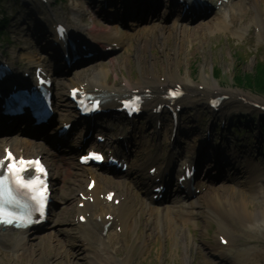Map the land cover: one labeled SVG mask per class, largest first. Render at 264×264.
I'll list each match as a JSON object with an SVG mask.
<instances>
[{
    "label": "rangeland",
    "instance_id": "obj_1",
    "mask_svg": "<svg viewBox=\"0 0 264 264\" xmlns=\"http://www.w3.org/2000/svg\"><path fill=\"white\" fill-rule=\"evenodd\" d=\"M12 1L13 0H2V7L8 11L10 15L12 14L8 27V36L11 38L9 53L10 50H14L16 55L22 59L23 52H26L28 48L34 44V41L29 39V35L26 34L25 31V26L22 24V22L26 21L28 11L24 7H13ZM78 1L81 2L84 7V0ZM252 1L253 0H235L233 2L234 11L232 14H229L235 19L234 22L233 20L229 22L228 19H226L224 23H222L223 21H218L215 23L218 24L216 28L214 25H211L212 16L209 17L206 22L197 23L198 25L194 23L188 24L189 28L187 29L180 28L181 24L177 21L169 22L166 25L158 24L157 26L159 27L153 30L151 29L149 33V29H141L142 31L137 32L136 29H130L129 26L125 29L118 26L119 32L121 34H127L129 41H125L126 43L123 46V51L121 50L117 54L109 56L104 62V65L99 68L108 71L107 82L109 85L115 87H123L126 82H130L131 84L136 83L150 74L160 78V76L168 73L172 74L174 78L185 80L189 85H199L202 83L201 79L205 78L211 84L216 83V86L220 89L237 90L257 102L264 103V96L257 95L245 88H237L232 84L233 78L238 80L239 77L243 79V76H245L244 81L246 78L254 82L255 77L259 78L260 73H264V67H260L261 62H263L264 65V37L255 34V27L254 24H252V18H254L255 14L254 11H258L257 13L259 16H262L264 13V2L262 0H257L260 1V10H257L254 4L252 8ZM85 8H88L87 4ZM86 12L87 13H85L82 18L85 25H101L102 21L98 19V16L93 14L92 11ZM69 15H71L70 11ZM93 22L94 24H92ZM106 27L109 32L113 28L110 26ZM222 27L228 28L227 31L221 32L220 29ZM239 27L242 28L241 34L237 32ZM166 66L170 67L169 71L166 69ZM213 68H216L215 76H217V78L212 77L211 71ZM84 71L85 69L80 73L84 75ZM201 72L203 73L201 74ZM204 73L205 76H203ZM91 74L92 73H88L84 76L81 75L75 79L73 78L69 84L83 81ZM188 78H190L191 82ZM60 94L63 96L62 92ZM59 96L58 101L60 102L57 103V107L64 102L63 97L59 99ZM228 104L231 114L237 113L238 109L248 110V107L252 108L254 105L243 101ZM250 114L248 120L244 119V116L240 118L243 121L241 124L248 125L250 131L256 134L258 130H260V122L258 119L259 117L264 119V111L255 109L252 110ZM232 117L234 119L235 116H231V118ZM182 121H186L189 124L191 123L187 115L182 118ZM141 126L144 127V124H141ZM184 128L185 124L183 123V130ZM200 132H203V129L197 131L198 137L195 139H191V136L185 135L190 139L187 140L188 143L186 145L178 143V145L185 148L184 150L188 152H186L187 155L191 157H193L191 154L195 152L194 148L197 144V140H200ZM148 134L149 131L145 132L147 142L149 139V137H147ZM167 137L168 132L159 134V136L156 137L155 147L161 146L163 148V151L156 153L160 163L163 162L166 157V152H164L166 144L164 142ZM247 137L249 138L246 140L248 142L246 147L238 151L241 154L240 156H246V159L242 161L241 164L244 165L246 160L252 159L253 164L258 163L261 171L264 172V153L258 152L262 142L259 141L257 135H253L249 131ZM177 140L180 142L179 137H177ZM149 143L153 144V142ZM243 177L242 175L240 178H237L235 181L236 184H217L216 186L210 187L201 197H205L207 201L209 197L218 196L217 194H219L221 197L220 201H224V204L233 203L239 205L243 200L249 205L250 210L256 211L259 208L264 210V187L261 189L263 195L258 196L256 189L252 188L256 181L254 184L253 182L251 184H237ZM243 180H245V178ZM83 181V179L80 180V178H78L77 181L71 182V190L67 197V206H62L59 216L56 218V228L41 236H29V239H31L30 243L34 242L33 244H35L37 248L39 247V254H35V252H32V254L26 252L25 258H16L21 252L11 253L9 248L1 246L0 254L2 257L0 258V264H64V258L67 260L71 259L70 254L72 251L70 246L80 248L77 238L73 235V229L70 226L71 210L75 205L73 199H75L76 190H81L83 188ZM221 181H223V179H220L219 182ZM109 186L110 188L114 187L123 190L121 185ZM199 207L198 215L201 216H198L196 222L202 225V229L200 232L199 228L195 232L192 229L187 232L189 235L200 234L201 238L209 236L206 241L212 246L213 243L209 240L214 235L210 228L206 229L207 225L204 224L206 220L202 219L204 213L203 207L206 206H204L203 202L200 200ZM145 220L147 219L142 218L143 224H145ZM163 225L165 226V224ZM258 225L259 223H256V229L259 228ZM152 230L153 229H151L150 232V226H148V228L144 226L141 228L139 238L141 240L147 239L153 243L149 244L145 253L140 254V252L137 251L132 264H182L183 247L181 245L183 244L181 238L177 235L170 236L166 231L162 236H158V233L156 236H153ZM178 230H180V228H178ZM210 231L211 233L208 234ZM234 234L237 235L238 232ZM250 236L251 237H248V246H243L244 242L242 240L238 241L237 245H241V248L243 246V248L245 247L249 250L250 257L253 256V264H264V231H261V229H259V231L252 230ZM112 237L114 240H109L107 243L111 250L109 257H120L124 256L126 253L123 249V245L127 242L132 244V241H135L136 232H132L126 236L128 241H126L124 237H120V241L114 238L116 237L115 235ZM113 241L114 243L112 244ZM56 247H59V251ZM117 248H121V250L118 255H115L113 250ZM81 255L83 256V254ZM190 257V264H210V262H213L212 259H216L210 256L207 249L201 246L200 243H197L194 247ZM79 263L91 264L87 258V254L83 256V259H81Z\"/></svg>",
    "mask_w": 264,
    "mask_h": 264
},
{
    "label": "bare ground",
    "instance_id": "obj_2",
    "mask_svg": "<svg viewBox=\"0 0 264 264\" xmlns=\"http://www.w3.org/2000/svg\"><path fill=\"white\" fill-rule=\"evenodd\" d=\"M206 10L207 9H205L203 12L199 11L198 13H205ZM256 21L257 22H255L254 24L256 34L260 37H264V13L262 14V16H259ZM215 27H217V25H215ZM110 36L111 37L109 38H111V43H116L117 45H121L119 40L125 42V40L129 39L128 37H126V35H121V39L119 36ZM29 64L35 65V67L39 66L36 65L37 63L35 64V62L33 61V57L29 58ZM166 69L169 71L170 67L166 66ZM91 73L92 74L84 80V82H86L88 86L85 89H88L89 91H91L92 89H97V92L105 95L103 99L105 100L104 108L106 109L115 108L121 105L120 100L123 99L122 95H131L134 93V91L138 93L139 90V93L142 92L148 95V98L145 100V104L148 107L145 109L150 111L152 105H163L166 103L165 101L171 102V100H166L162 97L165 94V90L170 86H177L184 92L183 99L185 100V103L188 107H194L196 104L203 105V102L206 101L207 98L211 96H220L221 94L227 96L228 99L232 100H237L235 97H240L249 102H255V100L249 98L245 94L240 93V91L219 89L218 86H216V83L211 84L205 78L201 79L202 83L199 85H189L185 80L174 78L172 74H164V77H161L163 79L162 82L157 80L156 76L150 74L148 76H145L144 79H141L135 84L126 82L123 86L124 88H121L108 84V71H104L102 69H94ZM202 73L203 72H201V74ZM203 76H205V73L203 74ZM188 80L191 82L190 78H188ZM200 86H202L201 90L199 89ZM258 104L260 106H264V104L262 103ZM170 107L176 109L177 102H175L173 105L170 104ZM232 161H235V159L233 157H231L230 159L227 156L218 161L216 160L212 162L209 160V162L214 165V168L212 169L214 170L213 173H215L219 169L221 172L225 170L229 173V175H235L234 164ZM187 162L188 161H182V165ZM190 162L192 166L195 167L198 174H200L202 168L206 164V161L203 160ZM170 166L171 165L168 163L156 164V178L157 176H159V172H169ZM151 167L152 166H150V168ZM253 170L254 169L252 165V168L248 169V171L251 172L252 176L250 178H253ZM138 172H140L139 169ZM89 175L91 176V178L95 179L94 186L90 190V192L87 191V193L82 196L83 207L80 209H72L73 213L76 214L75 227L77 228L76 234L79 238L78 243H80V248H74L73 246H70L72 251L70 254L71 259L67 260L64 258V264H80L79 262L81 261V259H83V256L85 254H87V258L91 262V264H132L135 253L137 251H139L140 254L145 253L146 248H148L149 244L153 243L147 239L141 240L138 235L140 229L135 226V217L138 216V222L141 224L142 218L145 219L146 215H148V217L147 220H145V224L152 227L151 229H153V236H156L157 233L158 236H162L166 231V233L170 236L177 235L181 238L183 244V246L181 245L183 247L182 264H190L191 258L189 254L191 251V247L189 246L191 240L187 231L189 230L188 226H193V224H195L196 217L198 216L197 199L194 200L187 194L185 195L184 199L178 201V203H176V206L172 209H162L159 207H154V202L151 200L153 193L149 192L147 187L142 182H137L140 186H138L139 191L138 193H133L131 189L136 190V188L132 184L131 180H127L123 182L125 183L124 185L126 186L127 191L125 195H119V197L123 199L121 200V203L116 207L113 205V203L110 205L109 202H106L104 200L108 192L105 191V184L103 183V181L98 179V177H95V174L93 173H90ZM163 182H167L166 178L163 179ZM249 182L250 179H247L246 183ZM111 192H113L115 196L118 195L116 193V190H111ZM220 199V196H213L210 197L206 201V203H208L207 205L209 208V213H207L209 215L213 214L215 211H219L218 214H220L221 211L222 215L218 219L219 235L225 236L227 241L226 246L221 248L223 251L226 248L230 249V247H234V242L237 240L230 228L232 224H241V229L239 228L238 230H242L243 232H245V234H247V237L244 240V242H247L248 237H251L250 233L252 232V230H256V223L259 222V227H262V225H264V211H261V209L251 211L248 205L243 200L239 205H236L233 203L224 204L222 201H220ZM79 202H81V200ZM212 205L215 206L212 207L214 210L210 209ZM136 206H138L137 212L133 219ZM108 223L109 227L106 230V233L103 234V229ZM163 224H165V228H162ZM71 225L74 226L72 223ZM177 227L180 228V230H178ZM114 231L117 233L116 237H114L116 239H120V237L125 236L126 233H132L135 231L136 239L135 241H132V244L127 242L125 243V245H123V249L126 252L124 256H115L110 258L109 253H111V250L109 249L107 243L109 242V240H114L112 237ZM26 234L27 233H19V237L14 238V234H12L11 231H4L2 233L0 232V241L2 245L9 247L13 253L21 252L18 256H16V258H25L26 252H29L30 254H32V252H35V254H39V247L37 248V246L33 244L34 242L30 243L31 240L27 239ZM124 239L128 241L127 238ZM113 243L114 241L112 242V244ZM56 248H58L59 251V247ZM120 250L121 248H117L113 250V252L115 255H118ZM81 254H83V256ZM1 257L2 255L0 254V258Z\"/></svg>",
    "mask_w": 264,
    "mask_h": 264
},
{
    "label": "snow or ice",
    "instance_id": "obj_3",
    "mask_svg": "<svg viewBox=\"0 0 264 264\" xmlns=\"http://www.w3.org/2000/svg\"><path fill=\"white\" fill-rule=\"evenodd\" d=\"M90 155H94L96 159H100L98 154H90ZM20 163H24V162L21 161ZM4 179L5 178L3 176H0V223L9 222L4 219L6 208H8L10 211L11 207L21 206V202L19 201L17 195L15 194L11 181L9 182L8 190L6 192ZM5 195H7V204L5 203ZM12 222L15 223L16 221H12Z\"/></svg>",
    "mask_w": 264,
    "mask_h": 264
},
{
    "label": "trees",
    "instance_id": "obj_4",
    "mask_svg": "<svg viewBox=\"0 0 264 264\" xmlns=\"http://www.w3.org/2000/svg\"><path fill=\"white\" fill-rule=\"evenodd\" d=\"M261 68H263V67H261ZM244 77L245 76H243V79L239 77L238 80L236 79V82L240 83V84H243V85L252 86L256 90L264 92V73H260L259 78L255 77V79H254L255 81L254 82H252V80H248L246 78H245V81H244Z\"/></svg>",
    "mask_w": 264,
    "mask_h": 264
}]
</instances>
